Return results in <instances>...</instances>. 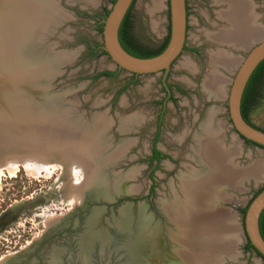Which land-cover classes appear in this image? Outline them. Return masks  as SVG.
I'll list each match as a JSON object with an SVG mask.
<instances>
[{"label":"rangeland","instance_id":"rangeland-1","mask_svg":"<svg viewBox=\"0 0 264 264\" xmlns=\"http://www.w3.org/2000/svg\"><path fill=\"white\" fill-rule=\"evenodd\" d=\"M21 1L29 6L20 0L0 2V50L6 66L10 63L26 73L25 80L13 74L23 79L17 83L11 75L10 82L0 77V128L5 133L0 131V163L7 157H41L60 167L50 172L0 167V264L136 262L132 250L140 240L144 225L139 221L143 219L149 221L145 224L148 229L158 228L164 255L145 263L160 264L173 257L161 205L193 212L194 206L188 205L192 191L187 192L183 185L191 176L202 183L212 177L213 172L204 173L206 167L196 161L201 147L197 140L216 129L228 166L237 175L233 184L225 186H233L247 173L259 170L254 177L261 176L217 191L222 199L211 205V231L219 235L222 221L228 232L226 242L223 240L228 248L218 264L227 259L228 264H264L254 250H245L242 213L264 188V149L236 134L227 108L231 81L253 38L241 40L244 45L228 41L233 34L222 18L229 12L222 0L218 5L215 0L192 2L193 25L185 42L196 53L182 51L171 64L168 82L178 87L173 99L165 93L161 73L135 79L134 74L120 70L115 78L95 77L117 70L106 55L91 52L96 43L101 45L100 16L115 0ZM245 1L248 26L264 35V0ZM151 4L152 0L133 1L130 32L138 44L156 50L168 36V0H162L161 9L154 14L149 10ZM20 24L31 35L16 44L14 31ZM185 61L187 65H183ZM215 78L217 84L209 83ZM248 120L264 131V82ZM153 146L162 155L157 163L151 158ZM228 148L237 149L234 163L239 168L254 167L255 171L236 170ZM66 152L93 160L85 170L84 198L75 207L60 185L72 181L68 169L74 163L65 159ZM215 167L217 163L213 171ZM53 216L54 221L47 225ZM174 226L175 252L187 253L185 239L190 231L184 233ZM154 250L141 256L142 264ZM182 259L172 264H189Z\"/></svg>","mask_w":264,"mask_h":264},{"label":"bare ground","instance_id":"bare-ground-1","mask_svg":"<svg viewBox=\"0 0 264 264\" xmlns=\"http://www.w3.org/2000/svg\"><path fill=\"white\" fill-rule=\"evenodd\" d=\"M6 1H10V0H0V2H6ZM215 1H216V3H217V1H218V3H220V0H215ZM20 2H23L25 4H28V6H29V3H27L26 1H21L20 0ZM222 2L227 6V9L229 11L227 13L225 12V14H222V18H224V20H227L229 22V28L232 29V34H233V35H231L232 36L231 38H228V41L230 39H232L236 43L237 42L239 43L241 40H246L247 38L248 39L249 38H253L252 40L254 42L256 40H260V39L264 38V35L263 34H260L258 31H252L250 29V27L248 26L250 24L248 22V19H249V14L248 13H249V11H248L247 3H246L245 0H222ZM218 3H217V5H218ZM36 6L37 5H34V8L35 9L37 8ZM161 6H162V0H152V4H151L149 10H150V12L152 14H154V13H156L157 11H159L161 9ZM36 14L37 13H35V15ZM31 17H32V15H31ZM26 20L28 21L29 18H26ZM32 23H35V22H32ZM21 24L19 25L17 31L16 30L14 31V34H15L14 38L17 37L16 38V44H21L23 42L24 38L27 41V39H29L30 38V35H31V31H29V30L27 31L25 29L26 25H25L24 28L20 29L21 28L20 27ZM225 31H228V30H225ZM225 31H224V33H225ZM229 37H230V35H229ZM223 39H222V41H223ZM225 40L226 39H224V41ZM241 44L244 45L243 42ZM241 44H239V46ZM220 59H222V58H220ZM225 62L227 63V61H225ZM7 63L8 62L5 60V58H4L3 54H2V51L0 50V77L2 76V78L4 80L7 79L9 82L12 79V81H14L15 83H17L18 80H23V79L25 80L24 77H25L26 73L22 72L21 69H19L18 67H15V66L12 67L10 63H9V66H6V65H8ZM187 63H188L187 61L183 62V65H187ZM229 64H230V61H229ZM13 74H18L20 76L22 75L23 79H21V77L20 78H17ZM10 75L12 76V78L9 80L8 79L9 78L8 76H10ZM14 79H17V80H14ZM217 79L216 78H215V80L211 79L209 81V83H211V81H212L214 84H217V83H215V81L216 82L218 81ZM1 82H2V80H1ZM219 82H218V84H219ZM3 84L4 83L2 82V85ZM0 87H2V86H0ZM4 95H5V97L8 100V97H7V95H6L5 92H4ZM9 95H10V92H9ZM14 96L17 97L16 95H14ZM12 97H13V95H12ZM1 101H3V100H1ZM9 128H11V127L9 126ZM11 129H13V128H11ZM0 131L2 132L3 130L0 128ZM214 131H218V130L216 129ZM214 131H209L208 134L205 135V138H202V140H200V141L197 140V144L198 143L201 144V147H200L199 150H201V148L203 147V145L204 146L205 145H208V142L210 140H213V139H215L217 137L218 134L215 133ZM3 134H5V133H3ZM212 144H214V143H212ZM211 147L214 148L216 146L210 145L208 148L210 149ZM206 148H207V146H206ZM220 149H222V148H220ZM219 150H217V151H219ZM211 151H212V148H211ZM217 151L215 150V153L213 152L212 156L210 157V156H207V155L205 156L206 153L204 154L203 149H202L201 150V158L202 159H200L199 156H198L197 157V160H196L198 163H201L205 167L209 164V163L205 162V159H207V157H209V159H210L209 160V162H210L209 165L213 164V166H214L217 163V167H215L216 170L213 173V176L210 177L207 180V182H203V183H199V184H196L195 183L196 185H194L193 184V180H191V178H193V177L186 178L185 179V182H184V185H183L184 186V189L187 190V192L188 191L189 192L192 191L191 192V196L188 197V202L190 201V205L191 204H192V206L195 205V207L196 206H201L203 210H209L211 208V205L212 204L214 205V202L218 201V199H219V195L217 193L218 189L223 188L227 184H231V183L233 184V181L235 180V178H237L236 172H234V170H232L229 167L231 164L228 166V163H229L228 160L229 159L228 160L226 159L227 158L225 156L226 153L223 151V149H222V151H220V153H218ZM230 156H231V154H230ZM228 158H229V156H228ZM65 159H67L69 161H72L74 163V165L72 166V168L70 170L68 169L69 176H72V178H71L72 181L67 180L66 183L65 182H61L60 185L63 188H66L67 189L66 197L68 198V201L70 203H73L72 205L75 207L77 204L82 203V200L84 198V195H85V192H84L85 189H84V187L86 186V181H87V177H88V175L85 172V170L88 169L87 168L88 165H89L88 161L89 160H92V159L89 156H87V155L85 156L84 159H82L80 156H76V155H74L71 152H66ZM207 161H208V159H207ZM227 161H228V163H227ZM230 162H231V160H230ZM59 165L57 163L56 164H53L52 162L49 163L47 160H44L41 157H32V158H28L27 157V158H24V159H19L17 157H7V158H5V161H2L0 163V167L2 166L3 168H7V169L9 168V170L10 169L16 170L18 167L22 166L23 168L25 167L26 170L27 169L32 170V168L39 169V170L40 169H44V170H47L48 169L49 172L51 170H54ZM90 167H91V164H90ZM61 170H62V168H61ZM258 171H255V173L257 172V174H259ZM70 172L73 175L70 174ZM260 172H261V170H260ZM240 173H241V171H240ZM251 173L255 175L254 172H251ZM262 173H263V170H262ZM262 173H261V175H262ZM242 174L245 175L244 172ZM247 175H248V173H247ZM192 185L195 186L196 188L195 187L193 188ZM73 206L71 207V209L73 208ZM71 209H69V210H71ZM169 211H170L171 216L173 218H175V217L179 218L180 216H182V215H180L182 212L180 213L179 211H177V208L176 209L175 208L174 209H171ZM122 214L125 215L127 213H125V211H122ZM209 215H211V214H209ZM54 218H55V216L51 217L47 221V225L51 224L54 221ZM188 218H190V219L186 220L185 222L182 221V223L185 224V225L182 224V226L184 227V233L186 231H190V234L188 232L187 233L188 234L187 235L188 237L185 239L186 244H187V246L189 248H188V252L187 253H185V252L179 253V255H180L179 257L180 258H183L184 260H188L189 264H218V260L221 258L220 255H222V251L223 250L225 251V249L227 247L225 245V243L223 242V239L221 238V237H223V236H221V234L223 233V229H224L223 228V225H224V222L221 221L219 223L220 224L219 225V233L220 234L218 235L217 233L214 234L211 231V223L214 220V215H213V220H210V222H208L209 221L208 219H210V218H208L207 216H205V217L204 216H201L200 218L194 217V216H189ZM177 221H179V219H177ZM122 232H124V231H122ZM142 232L144 233V228H142ZM225 232H227V231H225ZM184 236H185V234H184ZM153 238H154L153 235L151 233H149V232L146 233V234H144V236L143 235L142 236L139 235V239L140 240L137 241V245L138 246H137L136 249H134V250H136V251H134V254L137 257L138 262H139V260H140V258H141L142 255H144V254H150L151 253V251H152V249L154 247L153 246ZM141 240H142V243H141ZM135 242H136V240H135ZM2 260H3V258L1 259V261ZM133 262L135 263V259L133 260ZM133 262H130L129 264H134Z\"/></svg>","mask_w":264,"mask_h":264},{"label":"water","instance_id":"water-1","mask_svg":"<svg viewBox=\"0 0 264 264\" xmlns=\"http://www.w3.org/2000/svg\"><path fill=\"white\" fill-rule=\"evenodd\" d=\"M133 1L115 0L109 9L108 15L101 21V51L106 53V56L117 70L142 76L161 73L163 79H165L171 64L182 52L185 45V0H168V43L161 53L151 58L134 57L127 53L119 43L118 30ZM263 60L264 38L252 43L247 55L237 69L228 91L227 108L229 119L236 134L264 149V131L247 123L240 110L241 98L246 83L257 65ZM263 210L264 188L251 200L243 215V229L246 239L264 259V239L259 231V217Z\"/></svg>","mask_w":264,"mask_h":264},{"label":"crops","instance_id":"crops-1","mask_svg":"<svg viewBox=\"0 0 264 264\" xmlns=\"http://www.w3.org/2000/svg\"><path fill=\"white\" fill-rule=\"evenodd\" d=\"M219 135H221V133H218ZM219 135H217V137L215 138V139H213V140H210L209 142H208V145H203V147L201 148V150L203 149V152H204V154H205V156L207 155V156H212V154H213V152L215 153V150L217 151V150H219L220 148H222V143H221V141H220V143L217 141L218 139H219ZM205 138V137H204ZM212 143H214V144H212ZM193 144H194V142H193ZM210 145H214V146H216V147H211L212 148V151H211V148L209 149L208 147L210 146ZM206 146H207V148H206ZM205 148V149H204ZM223 149V148H222ZM222 149H220L219 151H217L218 153H220V151H222ZM226 149V148H225ZM157 150V149H156ZM201 150H200V152H198V154H199V158L200 159H202L201 158ZM228 151H231L232 152V157H231V161H232V163H233V165H234V167H235V169L236 170H238V171H244L245 172V174L247 173V172H249V171H251V170H254V169H256V168H252V167H248V168H243V169H241V168H239L235 163H234V158L237 156V152H236V150L234 149V148H228L227 149ZM209 153V154H208ZM162 156V155H161ZM207 159H208V161H207ZM207 159H205V162H207V163H209L210 164V162H209V157H207ZM153 162H156L157 163V161H153ZM206 164V163H205ZM207 165L206 166V170H204V173H206V172H208V173H214L215 172V170L213 171V165L211 166V165ZM211 166V167H210ZM199 167L201 168V165H199ZM258 167V166H257ZM201 170V169H200ZM201 172V171H200ZM202 174H203V172H201ZM213 176V175H212ZM191 177H193V176H191ZM251 178V177H253L254 178V180H257V179H259L261 176H255L254 177V174H248V175H245L243 178H240V180H239V182H237V183H235L233 186H229V187H226V186H224L225 188H235L236 187V185H238L239 183H240V181L241 180H243V179H246V178ZM210 178V177H209ZM208 178V179H209ZM191 180H193V184L194 185H196V184H199V183H202L201 181H196V179L193 177V178H191ZM207 182V181H206ZM196 183V184H195ZM193 186V185H192ZM195 186H193V188H194ZM196 188V187H195ZM222 198H219L218 199V201H220ZM188 205H190V201L188 202ZM194 207H193V212H191L190 210V212H188V213H185V210L186 209H184L183 210V208L182 207H178L179 209H177V211H179L181 214L180 215H182V216H180L179 218H177V217H175V218H173L172 216H171V213H170V211L169 210H171V209H174L173 207H170V205H168V204H163V205H161V208H162V212H163V215H164V217H165V221L168 223V227H169V230H168V232L166 231V237H167V239H168V242H170V244H171V247H172V252L174 253V256L173 257H165L166 259L164 260V261H162L160 264H172V263H174L175 261H176V259L177 258H180L179 256V253L177 252H175V246H174V243H172V241H173V239L171 238V232H175V224L177 225V226H179L180 228L179 229H181L183 232H184V227L182 226V224L183 225H185L184 223H182V221L183 222H185L186 220H188V219H190V218H188L189 216H194V217H198V218H200L201 216H207L208 218H210V219H208L209 221L208 222H210V220H213V215H214V213H210L209 211H211V208L209 209V210H203L202 209V207L201 206H196L195 207V205H193ZM168 207V208H167ZM182 208V209H181ZM176 209V208H175ZM196 211H200L198 214L196 213ZM192 213V214H191ZM209 214H211V215H209ZM184 217V218H183ZM177 219H179V221H177ZM207 220V219H206ZM147 221V223L149 222L148 220H146ZM146 221L143 219V220H141L140 221V223H142V225H144V233L142 232V231H139V235H143L144 236V234H146V233H151L152 235H153V246L155 247V250L153 251V253L149 256V257H146L145 259V261H144V264H146L147 263V261H155V259H159L158 257L159 256H164V255H162L163 254V245L161 244V242L159 241V236H158V228L156 229V230H154V231H152V230H150V229H148L147 227H146V225L145 224H147L146 223ZM172 222L174 223V225L172 224ZM225 225V224H224ZM224 225H223V228H224ZM147 229H146V228ZM171 228V229H170ZM154 229H155V227H154ZM147 230V231H146ZM227 231L226 230V228H224L223 229V233L221 234V236H223V237H221L223 240H225V242H226V239H225V237H224V235L226 236L227 235V237H228V232H225V231ZM161 232V231H160ZM154 233V234H153ZM156 236V237H155ZM146 238V237H145ZM172 239V240H171ZM141 243H142V240H141ZM138 246V245H137ZM227 247L226 248H228V244L226 245ZM135 249H136V247H135ZM133 251H136V250H132V252ZM225 251H226V249H225ZM157 255H158V257H157ZM165 256H167V255H165ZM157 257V258H156ZM136 259H137V257H136ZM142 259H143V257L142 258H140V264H142ZM228 261H230V260H226L225 262H224V264H228ZM146 262V263H145ZM219 263V262H218ZM134 264H138V261H136Z\"/></svg>","mask_w":264,"mask_h":264},{"label":"trees","instance_id":"trees-1","mask_svg":"<svg viewBox=\"0 0 264 264\" xmlns=\"http://www.w3.org/2000/svg\"><path fill=\"white\" fill-rule=\"evenodd\" d=\"M129 10H130V8H129ZM129 10L125 14V16H124V18H123V20H122V22L120 24L119 30H118V39H119V43L122 46V48L127 53H129L130 55H132L134 57H137V58H151V57H154V56L158 55L159 53H161L164 50V48L166 47L169 38L167 39L166 43L160 49L154 50V51L153 50H137V49H134V48H132V46L128 42L123 40V37H125L126 30L130 26ZM108 13H109V11H105L100 16V19L103 20L108 15ZM98 28H99V32L101 33L102 32V24H99ZM91 52H92L93 55H96L98 52L102 53L103 55H106L105 52L101 51V45L99 43H96L94 45V48L91 49ZM119 71L120 70H116V72L105 71V72H102L100 74H97L95 77L97 78V77H100V76H104V77H107V78H115L117 76V74L119 73ZM263 71H264V60L261 61L257 65V67L255 68V70L252 72V74H251V76H250V78H249V80H248V82H247V84H246V86L244 88L243 95H242V98H241V105H240L241 115L243 116L244 120L247 123H249V124H251V123L248 120L249 107H248V104H247V99L249 98V96L251 94V91L253 90V87L256 84L257 77L260 74H262ZM252 126H254V125H252ZM242 139L246 143L253 144V143H251L250 141H248V140H246L244 138H242ZM253 145H255V144H253ZM160 157H161V153L158 150H156L155 147H153V150H152V161H157L158 162L160 160ZM244 212H245V210L242 213L244 214ZM259 231H260L261 236L264 239V210L261 212L260 217H259ZM245 250L246 251L254 250L253 246L251 245V243L248 240H247V243L245 245ZM258 256H260V255L258 254ZM263 261H264V259H263Z\"/></svg>","mask_w":264,"mask_h":264},{"label":"flooded vegetation","instance_id":"flooded-vegetation-1","mask_svg":"<svg viewBox=\"0 0 264 264\" xmlns=\"http://www.w3.org/2000/svg\"><path fill=\"white\" fill-rule=\"evenodd\" d=\"M192 2H193V0H185V11H186L185 41L188 40V30L191 27V25H193L192 24V20L193 19L191 17V13H193V10L195 8V4H192ZM168 38H169V13H168V36H167V38H165V40L162 42V44L156 50L160 49L166 43ZM123 40L128 42L132 46V48H134V49H137V50H148V49L144 48L143 46H141L140 44H138L136 42V40L133 38V36H132V34L130 32V26H129V28H127L126 33H125V37H123ZM182 51L196 53V49L194 47L187 46L186 42H185V45H184ZM134 76H135V79H138V77H140V75H134ZM169 77H170V69L168 70L165 79L161 80V84L164 85L165 93H167L169 95V98L173 99V94H174V92L176 90H178V87H177V85L169 84V82H168V78ZM162 79H163V74H162ZM263 82H264V71L262 72V74H260L257 77L256 84L254 85L253 90L251 91V94H250L249 98L247 99V104H248L249 110H251V108L254 106V104H255L258 96H259L260 89H261V87L263 85ZM165 84H167V85H165ZM151 156H152V154H151Z\"/></svg>","mask_w":264,"mask_h":264}]
</instances>
